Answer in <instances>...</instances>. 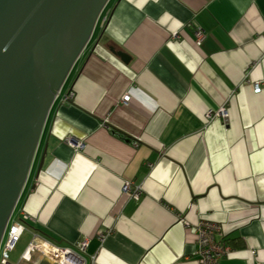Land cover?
<instances>
[{"label": "crops", "instance_id": "1", "mask_svg": "<svg viewBox=\"0 0 264 264\" xmlns=\"http://www.w3.org/2000/svg\"><path fill=\"white\" fill-rule=\"evenodd\" d=\"M111 2L49 111L18 219L87 240L86 264H199L201 222L229 248L216 264H264V0Z\"/></svg>", "mask_w": 264, "mask_h": 264}, {"label": "water", "instance_id": "2", "mask_svg": "<svg viewBox=\"0 0 264 264\" xmlns=\"http://www.w3.org/2000/svg\"><path fill=\"white\" fill-rule=\"evenodd\" d=\"M109 2L0 0V242L49 111Z\"/></svg>", "mask_w": 264, "mask_h": 264}, {"label": "built area", "instance_id": "3", "mask_svg": "<svg viewBox=\"0 0 264 264\" xmlns=\"http://www.w3.org/2000/svg\"><path fill=\"white\" fill-rule=\"evenodd\" d=\"M194 35L196 38L195 43L196 45H199L204 38V34L201 31L197 30L195 31ZM62 89L63 87L59 91L55 100L61 95ZM253 90L256 93L259 92L260 91L259 84L257 83L253 84ZM72 96L73 95L70 91L69 93L63 96V100L68 101ZM129 100H130V96L126 94L122 97L121 101L123 104H127ZM217 115L224 119H226L227 117L226 112L223 108H220ZM208 117H210L209 114L207 115V118ZM67 142L71 144L69 140ZM74 147L80 148L81 144L77 143L74 145ZM130 188H131L130 184L125 183L123 185L122 190L124 192H128ZM139 189H140L139 187H136L135 190L131 192L130 195L132 196V198L138 199L140 197ZM12 220L13 219L11 215L0 242V264H9V253L14 249L20 236L25 230V226L23 223L24 218L18 219L17 221H12ZM220 234H221L220 228L215 224L209 222H201L198 224V226H196V245H197V255H198L199 264H216L219 258H221L222 256H226L229 253V248H227L226 245L223 244L222 242H217L215 239V237ZM36 241H43L45 244L54 247L56 250L71 256L69 262H65V264H86V261L83 258V254L88 245L87 240L84 239L73 246H60L36 234H34L32 241L29 243L25 252L23 253L22 260L31 261L32 256L37 252L33 248V245L36 243ZM43 257L46 256H42V258ZM50 260L56 264H61V263H57L52 259Z\"/></svg>", "mask_w": 264, "mask_h": 264}, {"label": "rangeland", "instance_id": "4", "mask_svg": "<svg viewBox=\"0 0 264 264\" xmlns=\"http://www.w3.org/2000/svg\"><path fill=\"white\" fill-rule=\"evenodd\" d=\"M111 1L112 0H110L108 5L106 6L104 11L102 12L100 18L98 19L97 24H96L95 29H94V32H93V36H96L100 23L106 17L107 12L110 10L111 4H112ZM66 82H67V80H66ZM66 82H65V84H66ZM65 84L63 86V88L65 87L63 92H66L67 91V87L69 86V85L65 86ZM36 155H37V152H36ZM40 156H41V150H40V153L38 155L37 165L39 163ZM20 207H21V204L19 205L18 209H16L17 207L15 208V210H14V212L12 214V219H13L12 221H17L18 220V213H19ZM33 237H34V234L32 232H30L28 229L24 230V232L20 236L18 242L16 243L14 249L9 253V264H37L39 262V260L44 255L41 253V251L37 250L34 245H33V248L37 252L32 256L31 261L22 260V255L25 252V250H26L27 246L29 245V243L32 241Z\"/></svg>", "mask_w": 264, "mask_h": 264}, {"label": "bare ground", "instance_id": "5", "mask_svg": "<svg viewBox=\"0 0 264 264\" xmlns=\"http://www.w3.org/2000/svg\"><path fill=\"white\" fill-rule=\"evenodd\" d=\"M34 246L37 250L41 251L44 256L56 261L57 263L65 264V262H69L71 257L66 253L56 250L54 247L45 244L43 241H36Z\"/></svg>", "mask_w": 264, "mask_h": 264}, {"label": "trees", "instance_id": "6", "mask_svg": "<svg viewBox=\"0 0 264 264\" xmlns=\"http://www.w3.org/2000/svg\"><path fill=\"white\" fill-rule=\"evenodd\" d=\"M108 5V4H107ZM55 244H57V243H55ZM59 245V244H58ZM61 246V245H60Z\"/></svg>", "mask_w": 264, "mask_h": 264}]
</instances>
